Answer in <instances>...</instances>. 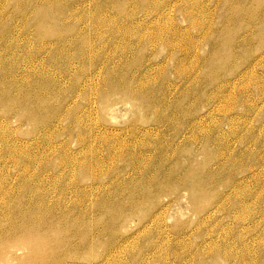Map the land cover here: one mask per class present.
<instances>
[{
	"label": "rangeland",
	"instance_id": "obj_1",
	"mask_svg": "<svg viewBox=\"0 0 264 264\" xmlns=\"http://www.w3.org/2000/svg\"><path fill=\"white\" fill-rule=\"evenodd\" d=\"M0 92V264H264V0H0Z\"/></svg>",
	"mask_w": 264,
	"mask_h": 264
},
{
	"label": "bare ground",
	"instance_id": "obj_2",
	"mask_svg": "<svg viewBox=\"0 0 264 264\" xmlns=\"http://www.w3.org/2000/svg\"><path fill=\"white\" fill-rule=\"evenodd\" d=\"M1 89H2V88H1ZM0 93H1V92H0ZM19 99H20V98H19ZM21 102H22V101H21ZM11 103H12V102H11ZM5 104H6V103H5ZM9 107H10V106H9ZM11 107H12V106H11ZM33 111H34V110H33ZM36 112H37V111H36ZM36 114H37V113H36ZM32 116H33V115H32ZM35 116H36V115L34 114V117H35ZM28 118H29V117H28ZM28 118H27V119H28ZM33 119H34V118H33ZM29 121H30V120H29ZM33 121H34V120H33ZM7 192H8V191H7ZM8 193H10V192H8ZM9 195H10V194H9ZM203 197H204V196H203ZM32 208H33V207H32ZM17 209H19V208H17ZM12 210H13V209H11V212H12ZM19 210H20V209H19ZM19 210H18V211H19ZM35 210H37V209H35ZM20 211H21V210H20ZM22 211H23V210H22ZM22 211H21V212H22ZM25 211H26V210H25ZM32 211H33V210H32ZM13 212H14V211H13ZM26 212H27V211H26ZM26 212H25V213H26ZM15 213H16V212H15ZM10 214H11V213H10ZM16 214H17V213H16ZM23 214H24V213H23ZM27 214H28V213H27ZM33 214L36 215L35 212H34ZM33 214L31 213V215H33ZM37 214H38V213H37ZM7 215H8V214H7ZM12 215H13V214H12ZM19 215H20V214H19ZM21 215H22V214H21ZM21 215H20V216H21ZM31 215H30V216H31ZM49 215H50V214H49ZM10 216H11V215H9V217H10ZM15 216H16V215H15ZM17 216H18V215H17ZM20 216H19V217H20ZM27 216H29V215H27ZM27 216H26V217H27ZM7 217H8V216H7ZM7 217L4 218V219L7 220ZM19 217H18V218H19ZM31 217H33V216H31ZM31 217H30V218H31ZM34 217H35V216H34ZM10 218H11V217H10ZM10 218H9V219H10ZM13 218H14V217H13ZM16 218H17V217H16ZM23 218L25 219V214H24V217H23ZM37 218H38V216L36 217V219H37ZM28 219H29V217H28ZM28 219H27V220H28ZM39 219H40V217H39ZM19 220H20V219H18V221H19ZM30 220H32V218H31ZM33 220H34V219H33ZM40 220H42V219H40ZM7 221H8V220H7ZM13 221H14V219H13ZM16 221H17V219H16ZM21 221H22V217H21ZM35 221H36V220H35ZM11 222H12V221H11ZM24 222H25V221H24ZM33 222H34V221H33ZM12 223H14L15 225H16V224H17V225L19 224V223H15V222H12ZM12 223H11V225H12ZM25 223H26V222H25ZM25 223H24V224H25ZM36 223H37V222H36ZM38 223H40V221H39ZM15 225H13V226H15ZM19 226H20V225H19ZM19 226H17V227L15 226L16 229H17ZM15 227H14V229H15ZM14 229H13V231H14ZM20 229H21V228H20ZM17 230H19V229H17ZM10 231H11V230H10ZM10 231H9V232H10ZM13 231H12V232H13ZM0 232H1V231H0ZM15 232H16V231H15ZM15 232H14V233H15ZM16 233H17V232H16ZM16 233H15V234H16ZM74 233H75V232H74ZM74 233H73V234H74ZM1 234H5V233H2V232H1ZM70 234H71V233H70ZM11 235H12V233H11ZM1 236H2V237H5V236H7V235H5V236L1 235ZM213 248H214V247H213ZM55 259H56V258H55ZM55 261H56V260H55ZM53 262H54V261H53ZM59 263H60V262H59ZM56 264H57V263H56Z\"/></svg>",
	"mask_w": 264,
	"mask_h": 264
}]
</instances>
